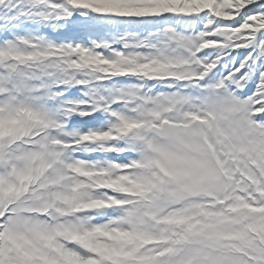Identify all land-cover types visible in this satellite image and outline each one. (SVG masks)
<instances>
[{
    "label": "snow or ice",
    "instance_id": "snow-or-ice-1",
    "mask_svg": "<svg viewBox=\"0 0 264 264\" xmlns=\"http://www.w3.org/2000/svg\"><path fill=\"white\" fill-rule=\"evenodd\" d=\"M0 264H264V0H0Z\"/></svg>",
    "mask_w": 264,
    "mask_h": 264
}]
</instances>
